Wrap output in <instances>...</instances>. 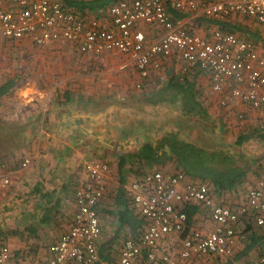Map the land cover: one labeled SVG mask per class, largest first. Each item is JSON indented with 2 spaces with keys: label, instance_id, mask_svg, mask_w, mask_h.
<instances>
[{
  "label": "crops",
  "instance_id": "0c3cea01",
  "mask_svg": "<svg viewBox=\"0 0 264 264\" xmlns=\"http://www.w3.org/2000/svg\"><path fill=\"white\" fill-rule=\"evenodd\" d=\"M185 22L189 30L199 34L208 33L216 25H211L201 13L186 16ZM143 29L147 40H152L154 29L149 26ZM53 43L48 46L58 44L57 49L61 48L56 54H33L39 61L34 60L33 65L18 72L4 73V77H18L17 85L0 100V163L6 164L5 174L9 178L7 185L0 183V226L10 232L7 245L12 252L25 250L23 255L32 261L46 257L47 251L45 255L41 251L55 242L61 232L59 224L57 228L53 223H39L43 212L39 194L53 190L63 213V220L58 222L62 227L68 226L75 208V190L85 178V163L102 160L108 164L105 192L97 209L105 212L103 215L110 223L108 231L114 235L117 224L108 210L119 184V157L135 152L145 139L155 144L162 133L159 128L164 125L163 130L170 125L184 128L199 143L209 139L208 133L191 124L192 118L173 109L177 102L172 101L175 92L172 85L176 81L197 88L198 100L208 108L213 135L234 154L241 153L244 170L241 183L234 190L218 194L208 184L214 199L237 207L248 190L264 178V104L254 108L224 94L228 103L221 106L210 87L208 72L192 66L184 68L172 58L159 57V66L150 68L148 75L141 77L128 55L117 50L91 55L79 53L65 42ZM1 75L2 72L0 78ZM239 136L243 137L242 144L235 147ZM25 158H29V163L22 167ZM167 162L178 170L169 158L141 168L125 160L122 167L127 179L125 189L147 169L163 170L160 168H165ZM202 213L212 226L206 211L199 207L193 222L197 217L203 219ZM249 223L248 242L255 246L251 250H264V224L257 225L251 218ZM45 228L50 230L42 232ZM15 230L19 236L11 233ZM109 251L110 259H114L108 248Z\"/></svg>",
  "mask_w": 264,
  "mask_h": 264
},
{
  "label": "built area",
  "instance_id": "2783aa9c",
  "mask_svg": "<svg viewBox=\"0 0 264 264\" xmlns=\"http://www.w3.org/2000/svg\"><path fill=\"white\" fill-rule=\"evenodd\" d=\"M198 13L224 21L249 17L264 25V0H116L85 15L69 9L65 0H0V39L28 38L37 46L65 42L91 55L117 50L128 55L141 77L159 66V57L172 58L184 68L208 72L219 105L227 106L224 94L254 108L263 105L264 48L218 25L203 34L189 30L185 17ZM146 26L154 29L150 41ZM28 163L25 158L21 166ZM5 170L0 163L3 185L9 183ZM108 170L102 160L84 164L69 228L48 246L42 262L16 258L8 245H0V264H94L101 234L97 206ZM127 189L144 226L137 237L124 239L117 257L106 264H199L204 256L244 264L234 258L237 226L248 217L264 224V178L237 207L216 201L206 182L180 170L147 171ZM185 205L203 208L211 228L189 223ZM252 264H264V255Z\"/></svg>",
  "mask_w": 264,
  "mask_h": 264
},
{
  "label": "trees",
  "instance_id": "16d2710c",
  "mask_svg": "<svg viewBox=\"0 0 264 264\" xmlns=\"http://www.w3.org/2000/svg\"><path fill=\"white\" fill-rule=\"evenodd\" d=\"M114 1L116 0H65V5L76 13L85 15L96 14L99 10L105 8ZM176 15L177 17H181L183 14ZM206 18L211 25L216 24L221 29L234 33L242 32L245 22L260 24L255 19L249 17H244L242 21H224L220 19ZM244 32L247 34V31ZM248 36L253 37H246V39L251 40L264 48V36H259L258 33H249ZM176 82L175 85L171 84L175 91L172 101L177 102L176 107L174 106L173 109L183 117L192 118L191 124L197 125L202 132L208 133V138L210 140L206 139L204 142L199 143L197 140L190 138L184 128H180L178 125H170V128L163 130L165 127L164 125L159 128L162 130V133L160 134V137L156 139L155 144H153L151 140L145 139L135 152L127 154V158L124 155L119 157L121 160L118 165L119 184L115 190L112 208L108 210V215L109 217L113 216V218H115L117 231H125V233H127L126 237H137L143 229L144 219L133 206L131 197L126 191L127 189H125L127 179L125 171L122 170L125 160L128 162L131 160L138 165L137 168H141L143 165L149 166L153 163H162L166 158L172 159L178 170L182 171L190 178H198L206 182L212 187L214 193L217 194L227 190H234L242 181L244 170L241 153L234 154L233 150L228 147V145H225L222 143L221 139H217L213 135L214 129L211 127L212 121L209 118L208 108L198 100L197 88L188 82L185 85L178 81ZM17 83V76L0 78V100L6 96L10 90L17 85ZM175 97H178V100H175ZM242 141V136L237 137L235 140V147L241 146ZM165 148L170 150L169 154L166 153ZM159 151H161V153H159ZM39 196L42 197L43 200L41 206L43 212L39 217V223L41 222L46 225L53 223L52 225L57 228L59 224V231L61 234L67 231L71 219L67 228L64 226L62 227L61 222H58L59 220H63V213L59 211L61 205L60 199H55L53 197V190L45 191L43 194H39ZM184 210L187 214L188 222H193V216L198 211V206L185 205ZM60 213L61 215H59ZM249 221L250 217L245 219L242 218V221L237 226V231L240 233V237L245 241L244 249L241 250V254H238V256H248L250 249L255 247L254 244L248 242V234H246L251 226ZM51 229L54 230L53 228ZM47 230L50 229L45 228L42 232H47ZM11 233L17 236L20 235L17 234V230L12 231ZM31 233L32 236H34L35 230L32 229ZM9 235L10 232H5L0 226V245L8 244L7 241ZM47 246L41 251L44 255L46 254ZM13 252L16 258H25V255H23L25 254V250H17ZM98 255L99 258L94 264H103L104 262H109L111 260L109 252L103 251V247L98 248ZM258 255H264V250H260ZM234 258L236 257L234 256ZM218 264H228V260L226 261L221 258Z\"/></svg>",
  "mask_w": 264,
  "mask_h": 264
},
{
  "label": "rangeland",
  "instance_id": "374dc122",
  "mask_svg": "<svg viewBox=\"0 0 264 264\" xmlns=\"http://www.w3.org/2000/svg\"><path fill=\"white\" fill-rule=\"evenodd\" d=\"M242 20L243 19H241L240 21ZM244 24L245 26L243 27L244 29L242 32H235L239 37L241 38L253 37V36H248L249 33L250 34L258 33L259 36H264V25L256 24L254 22H245ZM244 31H247V34ZM57 45L58 44H55V47L54 46L50 47L48 46V44L43 46H37L33 44L28 38H23L22 40H18V41L0 39V72L3 73V75H1V78L5 76L4 73L8 74V72H13L14 70L18 72V70L21 68H25V67L27 68L33 65V61L35 60V58L32 57L33 54H40V55L56 54L57 53L56 50L57 51L61 50L60 47L59 49H57L58 48ZM35 61H39V59ZM165 165H166L165 168H160V169L174 170L169 162H167ZM151 170L153 169H147L146 171H151ZM104 213L105 212H102L100 210L98 211L99 220L102 228L101 236H100L101 238L99 243L101 246L100 245L99 246L103 247V251L106 252H108V248L110 247V249L112 250L111 258H116L119 251L118 248H120L123 240L126 238V233L125 231H119V232L117 231L118 233L116 232L114 235H111L110 232L108 231V228H110L109 219L107 216L103 215ZM201 216L203 217V219L201 218V220H198L199 217H197V219L194 220L193 225L200 228L209 229L211 225L210 222H208L206 215L202 213ZM67 227L68 226H66V228ZM236 235L237 238L234 244V256L236 257V259H239L244 264L253 262V260L256 258L257 254L259 253L260 249L257 248L255 249V251H253V249L252 250L250 249L248 253L251 254V256H249L248 254V256L245 258H243L242 255L238 256V254H241V250L244 249L245 241L243 240V238L240 237V233H237ZM219 260H221V258L217 256H204L202 259H200L199 264H218ZM106 263L107 261L104 262L103 264Z\"/></svg>",
  "mask_w": 264,
  "mask_h": 264
},
{
  "label": "water",
  "instance_id": "95a60500",
  "mask_svg": "<svg viewBox=\"0 0 264 264\" xmlns=\"http://www.w3.org/2000/svg\"><path fill=\"white\" fill-rule=\"evenodd\" d=\"M165 150H166V152H167V153H169V152H170V150H169V149H165Z\"/></svg>",
  "mask_w": 264,
  "mask_h": 264
}]
</instances>
